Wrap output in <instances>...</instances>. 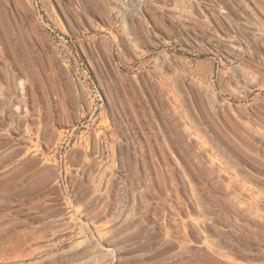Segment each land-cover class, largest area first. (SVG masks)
<instances>
[{
    "label": "rangeland",
    "instance_id": "374dc122",
    "mask_svg": "<svg viewBox=\"0 0 264 264\" xmlns=\"http://www.w3.org/2000/svg\"><path fill=\"white\" fill-rule=\"evenodd\" d=\"M129 1L0 0V264H264V0Z\"/></svg>",
    "mask_w": 264,
    "mask_h": 264
},
{
    "label": "bare ground",
    "instance_id": "6f19581e",
    "mask_svg": "<svg viewBox=\"0 0 264 264\" xmlns=\"http://www.w3.org/2000/svg\"><path fill=\"white\" fill-rule=\"evenodd\" d=\"M121 6L123 8H127V7L133 6V4L129 0H122ZM0 41L2 42V43H0V46H1L0 47V60H2L6 64V70L9 69L10 71H12L14 69L17 71V73H15V74L19 75L20 74V65H19L17 56L15 55L13 46L10 44V41L8 38V33L5 29H2L0 32ZM6 56L8 58H10L12 61L8 60V62H7L5 59ZM83 247H85L87 250H90L93 247L92 242L90 240L87 241V239H86V241H82V242L74 245L73 249H81ZM92 254L96 255V258L99 255L95 252H93ZM93 259H95V257ZM96 261H97V259H95V261H93V262L97 263Z\"/></svg>",
    "mask_w": 264,
    "mask_h": 264
}]
</instances>
